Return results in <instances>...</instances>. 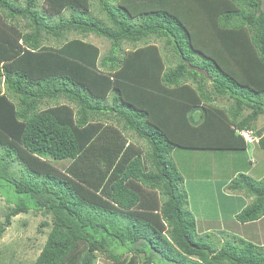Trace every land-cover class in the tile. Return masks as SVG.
<instances>
[{
    "label": "trees",
    "instance_id": "1",
    "mask_svg": "<svg viewBox=\"0 0 264 264\" xmlns=\"http://www.w3.org/2000/svg\"><path fill=\"white\" fill-rule=\"evenodd\" d=\"M261 116L262 0H0V239L32 211L35 264H264V244L199 240L171 159L244 152L238 131L264 151ZM227 189L251 199L237 222L264 216V177Z\"/></svg>",
    "mask_w": 264,
    "mask_h": 264
},
{
    "label": "rangeland",
    "instance_id": "2",
    "mask_svg": "<svg viewBox=\"0 0 264 264\" xmlns=\"http://www.w3.org/2000/svg\"><path fill=\"white\" fill-rule=\"evenodd\" d=\"M262 3L264 8V0H262ZM87 40L97 45L101 49V52L105 48H108L106 42L102 39L89 35ZM110 99L109 97L108 102ZM221 103L220 105H225L226 101L223 100ZM255 130L259 131V133L263 132L264 116L259 117L257 120ZM245 135L249 137L247 132ZM206 151L208 152L207 155ZM195 152L199 154L197 156L190 155ZM195 152L177 149V151L171 154V159L182 177L185 178L183 189L188 196V210L199 222V231H196V236L199 240L201 239L205 243H208L213 249H218L224 243L233 241L234 237L244 239L257 246H262L264 244V221L258 224H242L237 222L235 216H230L234 211H240L236 210L242 205L239 196H241L244 202H246L248 197L242 194L227 192L225 186L234 178V172L245 173L255 180L263 178L264 151L257 144L249 145L246 152H227L229 153V159L223 161L219 160L221 154H217L218 151L202 150ZM3 188L0 187L1 190H4ZM216 190L220 196L224 224H221L216 218L219 212V207L216 203ZM1 193L0 223L4 219V214L9 208L13 207L12 204L6 202V196ZM221 193H229L227 195L233 197L226 198L222 196L223 194L220 195ZM234 197H238V199ZM210 220L211 222H209ZM44 221L49 223V217L32 211L12 218L10 227L0 239V264H35V259L49 232L48 228L43 229L41 227V223ZM204 224L209 226L205 227ZM206 229H208V232H205ZM39 230L42 233H39ZM116 251L122 252L120 248H117ZM98 255L97 262L114 264L102 254ZM157 264L168 263L158 262Z\"/></svg>",
    "mask_w": 264,
    "mask_h": 264
},
{
    "label": "crops",
    "instance_id": "3",
    "mask_svg": "<svg viewBox=\"0 0 264 264\" xmlns=\"http://www.w3.org/2000/svg\"><path fill=\"white\" fill-rule=\"evenodd\" d=\"M251 132V136L250 137H252V138H257L258 137V135L255 133V131H250ZM258 139V138H257ZM248 145L246 146V149L249 147V145H254V143H247ZM246 149H245V151L244 152H246ZM175 151H177V150H175ZM174 151V152H175ZM184 151H186V150H184ZM195 152V151H194ZM227 152H230V151H218L217 152V154H221V156H220V158H219V160H227V159H229V156H228V154L229 153H227ZM242 152V151H241ZM207 151H206V155H207ZM173 154V153H172ZM199 153H194V154H190V155H194V156H197ZM237 174V172H234L233 173V176H235ZM228 185V184H227ZM227 185L225 186V189L227 190V192H230L228 189H227ZM222 188H223V186H222ZM221 188V189H222ZM225 190V191H226ZM217 191V190H216ZM223 194V195H222ZM227 194H229V193H227ZM226 193H221L220 195H222V196H224V197H226V198H230V197H233V196H230V195H227ZM236 194H242V193H236ZM243 195V194H242ZM234 198H237L238 199V197H234ZM239 198L241 199V203H242V205H240V207H239V209H236L237 211H241L246 205H248L249 203H250V201H251V199H247L246 200V202H244L243 200H242V198H241V196H239ZM216 203L218 204V207H219V212L217 213L218 214V217H216L217 218V220H219V222L221 223V224H224L225 223V221H223V213H222V211H221V206H220V196H219V194H218V191H217V197H216ZM238 212H236V211H234L230 216H235L236 214H237ZM220 216V217H219ZM194 219H195V224H196V231H199V226H198V220L194 217ZM225 220H227L226 218H225ZM262 221H264V216L259 220V221H257V222H253V224H258V223H260V222H262ZM209 222H211V220L209 221ZM205 225V227L206 226H209V225H207V224H204ZM198 227V228H197ZM205 232H208V229H206V231ZM97 264H102V262H97Z\"/></svg>",
    "mask_w": 264,
    "mask_h": 264
},
{
    "label": "built area",
    "instance_id": "4",
    "mask_svg": "<svg viewBox=\"0 0 264 264\" xmlns=\"http://www.w3.org/2000/svg\"><path fill=\"white\" fill-rule=\"evenodd\" d=\"M246 132L248 133V136H249V137H247V136L245 135ZM239 134H240V135L244 138V140H245L246 142H248V143H253V142H256V141H257L255 138L250 137V136H251V132H249V131L239 132Z\"/></svg>",
    "mask_w": 264,
    "mask_h": 264
},
{
    "label": "water",
    "instance_id": "5",
    "mask_svg": "<svg viewBox=\"0 0 264 264\" xmlns=\"http://www.w3.org/2000/svg\"><path fill=\"white\" fill-rule=\"evenodd\" d=\"M186 64H187V66H188L189 69L194 70V71H197V72H199V73H203L205 76H207V74H206L205 71H203V70H201V69H198V68H196V67H192V66H190L187 62H186Z\"/></svg>",
    "mask_w": 264,
    "mask_h": 264
},
{
    "label": "clouds",
    "instance_id": "6",
    "mask_svg": "<svg viewBox=\"0 0 264 264\" xmlns=\"http://www.w3.org/2000/svg\"><path fill=\"white\" fill-rule=\"evenodd\" d=\"M239 132H243V131H238L237 133L239 134ZM249 132H250V131H249ZM239 135H240V134H239ZM240 136H241V135H240ZM255 139L257 140V138H255ZM256 142H257V141H256ZM256 142H255V143H256ZM247 143H248V142H247ZM250 144H251V143H250Z\"/></svg>",
    "mask_w": 264,
    "mask_h": 264
}]
</instances>
